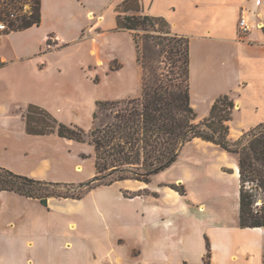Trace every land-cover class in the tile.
<instances>
[{
	"label": "crops",
	"instance_id": "0c3cea01",
	"mask_svg": "<svg viewBox=\"0 0 264 264\" xmlns=\"http://www.w3.org/2000/svg\"><path fill=\"white\" fill-rule=\"evenodd\" d=\"M123 1L41 0L39 26L4 34L0 43L9 42V51L0 52V167L31 179L73 184L96 175L94 148L87 140L31 135L25 115L29 105L37 106L57 122L88 132L98 102L139 98L135 42L129 31L116 26L115 8ZM256 1L141 0L143 13L165 19L172 34L188 39L189 95L196 121L208 117L217 98L227 95L233 101L231 141L264 123V0ZM242 14L249 31L240 37ZM49 38L54 45H47ZM81 200L49 198L43 206L36 199L0 192V264H125L112 250L87 253L77 223L67 224L76 236L62 239L45 221H26L14 210L9 214L6 204L26 201L46 215L52 207L72 215ZM95 212L105 222L106 213L100 207ZM237 222L213 215L202 229L205 248L198 255L179 240L164 244L166 252L153 260L264 264V228H240Z\"/></svg>",
	"mask_w": 264,
	"mask_h": 264
},
{
	"label": "trees",
	"instance_id": "16d2710c",
	"mask_svg": "<svg viewBox=\"0 0 264 264\" xmlns=\"http://www.w3.org/2000/svg\"><path fill=\"white\" fill-rule=\"evenodd\" d=\"M1 1L0 22L7 29L0 35L39 26L41 0ZM25 2L31 8L23 13ZM115 11L117 28L129 31L135 42L137 62L143 70L141 94L136 99L97 103L98 110L112 106L116 111L109 123L92 128L87 140L94 148L96 175L84 183L66 184L31 179L0 167V192H13L47 206L49 198L80 200L115 182L148 184L152 176L176 161L186 144L198 139L237 157L238 225L264 228V123L231 141L228 122L234 104L227 95L217 98L208 117L197 122L190 105L188 39L172 34L165 19L142 14L141 0H124ZM130 11L138 14L127 15ZM140 31L144 32L141 45L136 35ZM47 45H51L50 40ZM156 47L176 72L157 65L164 62L153 56ZM25 119L31 135L56 133L77 142L86 140L83 130L57 122L37 106L27 107Z\"/></svg>",
	"mask_w": 264,
	"mask_h": 264
},
{
	"label": "rangeland",
	"instance_id": "374dc122",
	"mask_svg": "<svg viewBox=\"0 0 264 264\" xmlns=\"http://www.w3.org/2000/svg\"><path fill=\"white\" fill-rule=\"evenodd\" d=\"M22 7L23 13L29 12L31 8L28 2ZM126 14L138 13L130 11ZM142 14L147 15L143 10ZM136 35L141 45L140 38L144 32L140 31ZM4 37L0 35V41ZM49 40L54 45L53 40ZM8 48L9 42L0 43V52L8 53ZM153 56L159 61L163 60L164 63L157 64L161 69L172 68L174 72L177 71L164 56H159L157 47L153 50ZM139 69L142 77L140 65ZM115 111L112 106L97 109L92 128L109 123ZM90 131H85L86 140L90 139ZM235 166V155L197 139L186 144L176 161L152 176L148 184L126 180V183L100 186L86 194L80 204L77 203L72 215L54 207L47 210L46 215L42 210L32 207V202L9 201L6 204L9 214L14 210L24 214L23 219L26 221H45L50 232L62 239L76 236L75 230L67 224L77 223L82 232L79 237L87 242V253L101 255L112 250L123 258L125 264H155L153 257L159 252H166L167 245L164 244L167 242L175 244L179 240L184 241L185 245L191 246V252L198 255L205 248L202 229L213 215H222L229 224L238 221L239 182ZM169 191L176 193L175 197L168 195ZM95 207H100L106 213L105 222L102 215L96 214ZM118 239L122 242L118 243ZM204 260L206 262L207 257Z\"/></svg>",
	"mask_w": 264,
	"mask_h": 264
},
{
	"label": "built area",
	"instance_id": "2783aa9c",
	"mask_svg": "<svg viewBox=\"0 0 264 264\" xmlns=\"http://www.w3.org/2000/svg\"><path fill=\"white\" fill-rule=\"evenodd\" d=\"M259 3H260L259 0L255 2L256 5H259ZM6 29H7L6 24L0 22V32L5 31ZM237 29L240 37L244 36L249 31V21L244 14H242L238 20Z\"/></svg>",
	"mask_w": 264,
	"mask_h": 264
}]
</instances>
